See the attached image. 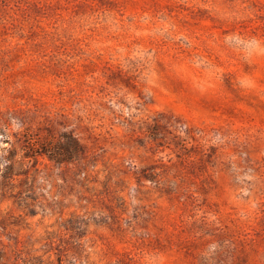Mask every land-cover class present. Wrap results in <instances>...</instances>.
<instances>
[{"label": "rangeland", "instance_id": "rangeland-1", "mask_svg": "<svg viewBox=\"0 0 264 264\" xmlns=\"http://www.w3.org/2000/svg\"><path fill=\"white\" fill-rule=\"evenodd\" d=\"M0 264H264V0H0Z\"/></svg>", "mask_w": 264, "mask_h": 264}]
</instances>
